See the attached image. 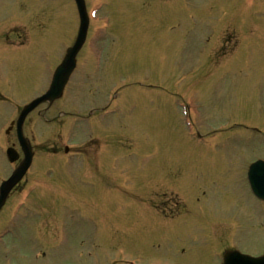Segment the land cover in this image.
<instances>
[{
    "label": "rangeland",
    "instance_id": "rangeland-1",
    "mask_svg": "<svg viewBox=\"0 0 264 264\" xmlns=\"http://www.w3.org/2000/svg\"><path fill=\"white\" fill-rule=\"evenodd\" d=\"M260 1L249 23L241 0H88L92 33L66 97L26 123L36 157L15 189L21 211L0 214V264H221L229 244L264 252V203L245 177L264 157ZM77 22L71 0H0L1 36L8 25L36 34L0 49V179L12 169L1 144L16 141L7 122L46 88L45 54L60 55Z\"/></svg>",
    "mask_w": 264,
    "mask_h": 264
},
{
    "label": "water",
    "instance_id": "water-1",
    "mask_svg": "<svg viewBox=\"0 0 264 264\" xmlns=\"http://www.w3.org/2000/svg\"><path fill=\"white\" fill-rule=\"evenodd\" d=\"M81 16V26L79 30V34L77 37V40L74 44L73 47H71L68 51V54L66 58L64 59L63 63L57 68L56 73L54 75L53 82L51 84L50 89L42 96L38 97L37 99L33 100L28 106H26L19 119L17 122V128H18V138L20 143L22 144L25 152H26V157L24 161L21 163V165L18 167V169L12 174V176L4 181L2 183V186L0 188V205L2 204L6 194L10 190V188L20 180V178L23 176L25 173L27 167L30 164L31 161V153L29 152L27 148V142L25 138L23 137L22 134V122L26 116V114L32 110L38 103L44 101V100H52L56 96H58L62 90V87L64 83L66 82L67 76L71 69L74 67V55L77 51V49L80 47L81 43L83 42L85 38V33L88 25V19L87 15L85 12V6L83 0H76ZM16 156H12L11 159H15ZM261 165V168L264 169V163H254L251 168H250V180L252 184V188L254 192H256L258 195H263L264 194V181L259 178L258 176H261L263 173L260 170H257V167ZM264 196V195H263ZM225 264H231V256H226L225 257ZM229 258V259H228ZM242 259V257H240ZM228 261V262H227ZM247 264H264V256L257 258V259H252L251 262Z\"/></svg>",
    "mask_w": 264,
    "mask_h": 264
},
{
    "label": "flooded vegetation",
    "instance_id": "flooded-vegetation-1",
    "mask_svg": "<svg viewBox=\"0 0 264 264\" xmlns=\"http://www.w3.org/2000/svg\"><path fill=\"white\" fill-rule=\"evenodd\" d=\"M1 39H2V38H0V42H2ZM1 45H2V44H1Z\"/></svg>",
    "mask_w": 264,
    "mask_h": 264
}]
</instances>
